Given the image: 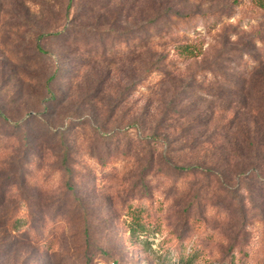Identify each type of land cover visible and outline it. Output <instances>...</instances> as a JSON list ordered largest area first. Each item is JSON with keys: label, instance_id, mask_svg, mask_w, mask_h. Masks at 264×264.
<instances>
[{"label": "rangeland", "instance_id": "obj_1", "mask_svg": "<svg viewBox=\"0 0 264 264\" xmlns=\"http://www.w3.org/2000/svg\"><path fill=\"white\" fill-rule=\"evenodd\" d=\"M258 4L0 0V264H264Z\"/></svg>", "mask_w": 264, "mask_h": 264}, {"label": "trees", "instance_id": "obj_2", "mask_svg": "<svg viewBox=\"0 0 264 264\" xmlns=\"http://www.w3.org/2000/svg\"><path fill=\"white\" fill-rule=\"evenodd\" d=\"M258 5L261 7V8H264V0H258ZM67 10L69 11L70 8L68 7ZM129 17V16H127ZM128 33V32H127ZM125 37H128V36H125ZM190 44L188 43H180L176 46V49H177V53L180 54V55H188V56H193V48H191V46H189ZM38 51L39 52H43V50L40 48V47H37ZM45 53V52H43ZM149 59H151L149 57ZM153 70H146L145 73H152ZM57 75V71L54 70L52 73H50L48 76H47V79L46 81L44 82V85L47 86L52 80L55 79ZM251 88L254 90L255 94L258 95L260 94L261 92L263 93V96H264V74H258L257 76L253 74L252 78H251ZM236 89L233 87V89H231V87H229L228 89H225V90H221V93L225 94L226 97H229L230 95L233 96L232 94V91H235ZM238 91V90H237ZM251 91V90H250ZM89 93V92H87ZM229 93V96H227ZM252 93V91H251ZM254 94V93H253ZM88 95V94H87ZM252 95V94H251ZM50 96V100H53V101H56V96L54 95V93H50L49 94ZM225 98V97H224ZM255 98V97H254ZM194 111V110H193ZM232 121L237 122V124H234L233 125V134L235 135V137L233 138V140H231V144L228 145V152H226V159H228L229 157H231V155L233 154V152H235V150H237L238 146L240 148H242V145H246L249 147L250 150H252L251 152V156L252 159L255 161V160H258V159H264V132L258 128V126L252 124V121H253V118L252 120H250V117H248L247 119L246 118H241L240 117H237V113L236 112H232ZM198 116H201V117H198ZM195 118H203L207 121V118L206 116H203V113H199V112H196V115L194 116ZM257 117V116H256ZM259 119H261L262 122H264V116H260ZM29 125V123H28ZM224 126H230V125H224ZM222 126V127H224ZM230 127H228L227 129H229ZM226 129V127L224 128ZM219 140V139H218ZM234 145V146H233ZM239 148V150H240ZM231 154V155H230ZM242 160H246V158L242 159ZM238 167H242L245 166L244 164H242L241 162L238 163L237 165ZM143 229V228H142ZM129 233H131L132 236H134V232L136 231L135 228H129ZM169 243H173L177 246H180V242H179V238L178 236H176L175 234L173 233H170L169 234ZM191 242L193 241H189L188 243H185V246L187 247L188 245H190L192 248L194 249H197L198 246L197 244H194ZM181 244H184L183 242H181ZM182 251V250H181ZM186 254V251L184 252ZM181 255V254H180ZM194 256V254H193ZM231 260V259H230ZM225 260L224 262H226L225 264H232V260Z\"/></svg>", "mask_w": 264, "mask_h": 264}]
</instances>
